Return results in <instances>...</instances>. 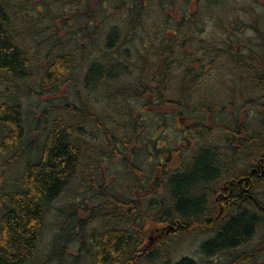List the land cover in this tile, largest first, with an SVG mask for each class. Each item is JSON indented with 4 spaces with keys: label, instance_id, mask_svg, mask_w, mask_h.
<instances>
[{
    "label": "trees",
    "instance_id": "obj_1",
    "mask_svg": "<svg viewBox=\"0 0 264 264\" xmlns=\"http://www.w3.org/2000/svg\"><path fill=\"white\" fill-rule=\"evenodd\" d=\"M229 1L0 0L2 77L29 75L21 21L46 35L41 87L70 83L27 149L21 106L0 104V164H24L0 175V264L49 263L46 209L81 177L93 264H201L167 246L198 227L214 232L204 264L264 263V0ZM25 8L38 16L20 20ZM104 160L124 171L118 188L98 177Z\"/></svg>",
    "mask_w": 264,
    "mask_h": 264
},
{
    "label": "rangeland",
    "instance_id": "obj_2",
    "mask_svg": "<svg viewBox=\"0 0 264 264\" xmlns=\"http://www.w3.org/2000/svg\"><path fill=\"white\" fill-rule=\"evenodd\" d=\"M20 4L17 2L16 6ZM232 4L233 0L229 1V5ZM30 14L38 16L36 11L25 8L19 14V18L20 20H23L22 17L25 16L29 18ZM20 26H22L21 29ZM16 27L21 33L19 35L21 46L31 53L30 66L27 71L29 75L7 80L0 73V104L11 101L21 106L26 127V137L22 149H27L30 145L43 143L47 128L57 114L56 105L67 100L66 95L70 83L67 82L60 90H44L41 87V69L46 65L45 54L47 53V47L42 44V41L46 35H41L38 39L29 38L21 21L16 23ZM65 96L66 99H64ZM1 160H3L2 157H0V162ZM20 162L25 161L21 160ZM99 164L100 168L96 169V173L101 180L110 181V184L117 188L123 184L124 171L121 172V166L117 161L104 160ZM23 166L24 164L20 163L14 169L9 170L0 164V175H3L4 172L6 179H12L9 176H13L15 170H22ZM89 185L88 179L83 177L75 179L63 194L47 207L43 237L37 252V257L40 260H48V264L94 263L93 256L89 254L88 242L82 244L76 234L79 230L78 218L83 213V208L96 202L95 195ZM97 202L99 203L101 200L98 199ZM98 223L92 224L90 229H93ZM213 233L208 228L198 227L196 231H187L175 237H170L171 234H167V239H169L167 246L172 253L173 260L189 256L204 264L201 245L213 237ZM155 244L156 241H148L146 246Z\"/></svg>",
    "mask_w": 264,
    "mask_h": 264
},
{
    "label": "flooded vegetation",
    "instance_id": "obj_3",
    "mask_svg": "<svg viewBox=\"0 0 264 264\" xmlns=\"http://www.w3.org/2000/svg\"><path fill=\"white\" fill-rule=\"evenodd\" d=\"M253 172L257 174V177H263L264 176V165L261 164L259 168L255 169Z\"/></svg>",
    "mask_w": 264,
    "mask_h": 264
}]
</instances>
